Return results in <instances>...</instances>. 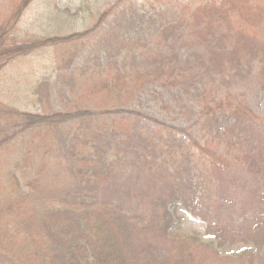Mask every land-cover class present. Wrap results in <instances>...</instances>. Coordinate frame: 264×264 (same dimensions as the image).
Instances as JSON below:
<instances>
[{"label":"trees","instance_id":"16d2710c","mask_svg":"<svg viewBox=\"0 0 264 264\" xmlns=\"http://www.w3.org/2000/svg\"><path fill=\"white\" fill-rule=\"evenodd\" d=\"M34 1L4 3L0 74L17 58L60 47L58 70L65 72L59 79L70 83L74 78L68 75L90 38L106 63H94L83 73L86 80L100 83L77 96L72 108H53L50 81L45 79L33 91L34 103L43 112L7 106L0 114V255L9 264L264 263L250 248L237 256L221 253L224 240L232 243L237 236L218 224L220 199L213 186L221 169H257L249 162L255 154L246 142L254 115L229 96L216 102L209 92L227 71L246 73L256 62L264 79V45L257 41L264 40V0L180 5L179 15L157 28L150 25L155 17H139L133 35L96 38L91 37L93 29L18 43L13 31ZM149 88L175 92L183 112L198 108L204 145L184 141L175 129L123 110ZM65 90L60 97L68 94ZM94 96L101 99L100 108L91 109ZM143 122L152 128L144 132ZM261 158L256 160L260 164ZM131 167L136 170L132 174ZM261 190L257 186L249 191L253 200ZM180 207L208 224L211 218L217 220L206 232L216 244L172 231L171 210ZM261 207L260 218H241L248 229L238 232L240 239L256 233L263 241Z\"/></svg>","mask_w":264,"mask_h":264},{"label":"rangeland","instance_id":"374dc122","mask_svg":"<svg viewBox=\"0 0 264 264\" xmlns=\"http://www.w3.org/2000/svg\"><path fill=\"white\" fill-rule=\"evenodd\" d=\"M207 1L35 0L21 18L12 37L18 43L32 42L54 36L64 37L73 33H84L93 29L95 33L91 34V37L96 38L104 35L109 37L118 32L133 35L137 33V23L141 16L155 17L154 22H150V25L152 28H157L165 19L171 21L176 18L179 15L180 7L182 8L180 5H191L195 8ZM5 2L6 0H0L1 17L4 15L2 9ZM257 41H259L260 47L264 45V40L259 39ZM88 42L89 44H85L81 48L72 67V73L68 75L70 78H74L70 80V83L59 79V76L65 72L58 70L59 65H61L58 57L62 50L60 47L36 51L31 55L12 61L0 74V114L5 111L3 109H8L7 106L18 112H43L44 109L34 103L33 91L45 79L50 81V100L53 108L57 111L72 108L77 96L86 93L94 85L100 83L99 81L86 80L83 73L91 70L94 63V65L106 63L104 53L95 47L94 41L90 38ZM69 46L72 50L78 48L77 45ZM69 46L67 47L68 50ZM95 60L99 61L94 62ZM258 64V62L254 63L246 73L242 74L227 71L224 80L215 79L209 89L216 102L229 96L235 103L246 106L254 115V123L246 133V142L248 148L253 149L255 154L249 157V162L256 163L257 166H254L257 168L255 169L256 172L238 167H229L227 170L221 169L220 171L223 173L216 178L212 192L217 199H220L217 202L218 208L215 209V214L219 219L218 224L222 223L223 228L224 226L228 227L230 234H232V229L233 235L237 236L232 243L229 242L230 240L228 242L224 240L221 253L237 256L244 248H250L256 257L264 259V239L259 242L262 237H257L255 233L244 241V238H239L238 233L248 229L244 224L247 222L240 221L241 218L244 217L247 221L258 216L260 218L261 211H258L261 205L262 212H264V170H259L264 164V79H261V70ZM70 86L72 87L70 88ZM64 88L68 89L65 90L68 94L62 98L58 93ZM69 90L74 92L70 94ZM175 94V92H167L160 88H149L135 102L127 104L123 110L143 115L175 129L184 141L191 139L193 143L204 145V142H201L203 138L197 123L198 108H190L183 112L182 105L176 103L174 99ZM101 102L99 96L96 97L93 104H90L91 109L100 108L98 105ZM191 106L193 107V105ZM102 107L107 108V106ZM123 116L128 115L124 114ZM142 125H144V132L152 128V125L147 122H143ZM259 158L262 160L260 161L261 164L256 161ZM134 171L136 170L131 167L130 174ZM220 183L225 187H220ZM245 184L248 191L244 190L243 192L241 188ZM257 186L262 188L259 192L260 198L257 197L253 200L249 191L256 190ZM121 196V200H124L125 196ZM224 201L225 204L223 205ZM125 203L122 205L128 208L130 205H125ZM171 211L173 232L182 235H197L204 243L216 244L214 238L206 233L208 225L217 222L216 219L211 218L208 224V222L190 216L183 207L174 208ZM235 221L239 222L236 223ZM0 264H9L3 255H0ZM217 264L249 263L235 259L233 261H221ZM254 264L264 263L255 261Z\"/></svg>","mask_w":264,"mask_h":264}]
</instances>
